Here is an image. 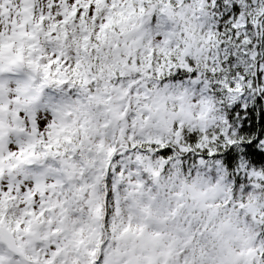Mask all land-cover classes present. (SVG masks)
I'll return each instance as SVG.
<instances>
[{
	"label": "clouds",
	"instance_id": "1",
	"mask_svg": "<svg viewBox=\"0 0 264 264\" xmlns=\"http://www.w3.org/2000/svg\"><path fill=\"white\" fill-rule=\"evenodd\" d=\"M262 109L264 0H0V264H264Z\"/></svg>",
	"mask_w": 264,
	"mask_h": 264
},
{
	"label": "snow or ice",
	"instance_id": "2",
	"mask_svg": "<svg viewBox=\"0 0 264 264\" xmlns=\"http://www.w3.org/2000/svg\"><path fill=\"white\" fill-rule=\"evenodd\" d=\"M251 111V110H249ZM241 115H243V112H241ZM262 117H264V109H262V113H261Z\"/></svg>",
	"mask_w": 264,
	"mask_h": 264
}]
</instances>
